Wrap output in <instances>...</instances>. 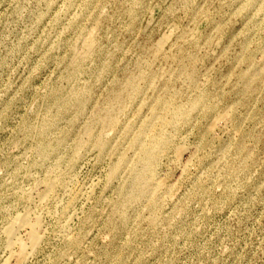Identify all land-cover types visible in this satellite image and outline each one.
Returning a JSON list of instances; mask_svg holds the SVG:
<instances>
[{"label":"rangeland","instance_id":"374dc122","mask_svg":"<svg viewBox=\"0 0 264 264\" xmlns=\"http://www.w3.org/2000/svg\"><path fill=\"white\" fill-rule=\"evenodd\" d=\"M26 207L24 264H264V0H0V264Z\"/></svg>","mask_w":264,"mask_h":264},{"label":"bare ground","instance_id":"6f19581e","mask_svg":"<svg viewBox=\"0 0 264 264\" xmlns=\"http://www.w3.org/2000/svg\"><path fill=\"white\" fill-rule=\"evenodd\" d=\"M183 148V147H182ZM180 148L179 152L183 149ZM152 149H148L147 153L150 155ZM178 156V155H177ZM154 176H140V182L142 188L141 191H149L156 185H160V181H155ZM94 191V189H93ZM53 192V187H49L43 191L41 195V202L38 203L36 210H42L44 204L48 198H50ZM92 192V191H91ZM92 194V193H91ZM91 197V196H89ZM26 202H29V198L25 197ZM34 211L26 207V210L23 212L16 213L15 216L11 218L6 229H5V238H6V247L9 251V259L6 264H10L11 260H15L18 264H24L31 256H34L39 250L40 246L46 237L45 227L43 226L42 217L33 213ZM23 230H28V237L26 240L21 239L20 233ZM70 232V223H66L61 230V235L63 237L68 236Z\"/></svg>","mask_w":264,"mask_h":264}]
</instances>
